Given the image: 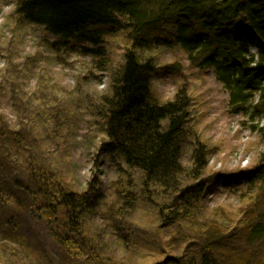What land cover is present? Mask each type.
<instances>
[{
	"label": "trees",
	"instance_id": "16d2710c",
	"mask_svg": "<svg viewBox=\"0 0 264 264\" xmlns=\"http://www.w3.org/2000/svg\"><path fill=\"white\" fill-rule=\"evenodd\" d=\"M18 1L16 12L56 38L57 47L78 46L84 54L107 57V36H126L128 47L112 72L110 90L91 108L105 134L101 150L108 163L122 176L128 177V168L142 175L138 195L134 188L121 192L122 224H133L124 209H135L145 197L157 209L158 236L166 235L171 249L155 250L147 256L152 261L138 264H264V151L258 165L242 172L245 184H259L256 203L240 225L224 229L206 219L208 148L189 137L188 93L181 89L167 103L149 95L155 50L184 49L192 68L214 71L232 112L242 114L264 144V0ZM26 142L38 143L13 129L0 111V263L133 264L103 254L88 237L85 216L97 204L95 185L74 190ZM189 143L193 153L185 166ZM22 213L46 223L57 259L36 250ZM132 237L120 238L130 244Z\"/></svg>",
	"mask_w": 264,
	"mask_h": 264
},
{
	"label": "rangeland",
	"instance_id": "374dc122",
	"mask_svg": "<svg viewBox=\"0 0 264 264\" xmlns=\"http://www.w3.org/2000/svg\"><path fill=\"white\" fill-rule=\"evenodd\" d=\"M18 2L0 0V111L13 129L26 132L31 143L38 142L37 148L26 144L39 158L52 161L74 190L95 185L97 204L86 214L84 228L103 254L121 255L125 262L138 264L152 261L147 256L155 250L170 252L163 240L166 235L158 236L157 209L145 197L139 198L135 209H124L134 225L122 224L121 192L134 188L138 195L142 175L128 168V177L122 176L108 163L101 150L105 134L95 125L98 117L91 108L110 90L112 72L124 58L128 47L124 32L107 36V57L84 54L78 46L74 50L57 47L56 38L16 12ZM187 56L179 47L155 50L149 95L156 102L167 103L181 89L188 93L189 137L208 148L206 219L229 229L241 224L254 202L259 184H245L242 172L262 161L264 144L247 119L232 112L228 91L216 80L214 71L192 68ZM106 60L108 64L103 65ZM192 145L185 148V166L190 164ZM34 217L22 213L20 219L33 238L35 244H31L57 259L46 223ZM130 235L134 243L120 238ZM152 236L154 241L148 243Z\"/></svg>",
	"mask_w": 264,
	"mask_h": 264
}]
</instances>
